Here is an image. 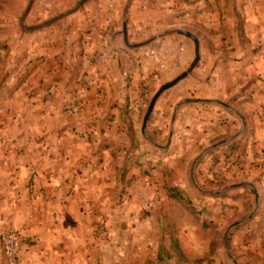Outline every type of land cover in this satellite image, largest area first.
<instances>
[{
    "label": "rangeland",
    "instance_id": "rangeland-1",
    "mask_svg": "<svg viewBox=\"0 0 264 264\" xmlns=\"http://www.w3.org/2000/svg\"><path fill=\"white\" fill-rule=\"evenodd\" d=\"M80 1L0 0V43L6 47L0 48V59H6L3 68V61L0 62V164L11 168L0 169V234L17 230L21 244L24 237L13 226L12 219L13 186L17 180L12 178L18 174L27 186L30 173L29 169L22 172L12 170L19 165L29 166L34 161L44 164L48 159L57 160L59 156L44 155V150L53 149L55 154L60 153V149L73 142L63 133L89 132L92 128L83 124L84 120L105 116L107 97L97 92L94 103L98 101L104 110H91V93L97 84L100 86L102 83L104 91L116 86L115 76L112 75L114 81L111 79V85L105 73L110 72V64L104 61L105 58L108 60L114 53L119 55L114 67L124 85V82L132 84L134 73L141 66L138 53L157 55L156 62L145 61L150 64L149 72L139 80L143 79L142 83L146 81L147 87L138 102L141 107L133 108L129 118L133 121L136 137L140 139L149 100L162 84L185 71L194 57L191 39L175 33L160 38L156 35L170 29L173 31L181 25L197 31L200 25L213 24L210 28L215 34L210 38L214 50L200 41L198 66L174 88L165 91L153 108L144 133L162 146L174 131L171 123L178 103L190 99L212 102L186 103L179 110L178 130L192 128L194 137L205 136L213 132V126L209 117L201 115L202 112L211 111L213 107L225 111L216 101H227L228 94L239 93L240 87L249 81L255 80L256 86L264 87V81L256 80V71L264 74V55H260L259 65L251 63L250 59L243 67L237 65V60L250 55L254 47L264 48V28L247 25V31L258 39L256 44H248L244 34L240 35L243 33L241 11L244 0H200L197 6L202 10L190 13H184L185 3L175 0H84L81 4ZM180 3L183 8L179 7ZM130 6L134 8L130 10L124 28V15L127 11V16ZM204 8L211 10L203 11ZM169 14L174 16L170 18ZM108 15L111 20L107 19ZM175 17L176 23L173 22ZM125 34L128 45H138V49L132 50L134 47L124 44ZM118 49L123 52H118ZM110 50L114 53H108ZM215 63L218 69L212 75ZM118 94L121 93L111 91V95ZM130 121L124 122L122 132L127 131ZM197 126L200 130H196ZM95 128L100 132V126ZM141 139L145 141L142 143L146 149L151 143L143 137ZM207 140L204 142L208 148L213 143ZM150 151V157L155 161L161 159L163 154L159 150L151 148ZM199 155L186 153V160L191 161L180 166V182L200 206L204 202L216 205V225L204 228L192 214L171 203L165 204L160 196L151 206L142 204L140 195L147 186L143 182H140L141 187L129 185L121 188V185H116L111 188L112 201L121 209L126 207L128 214L121 216L115 213L109 217L96 214L91 221L95 236L115 247L111 264H264V221L257 237L244 241L251 224L257 222L259 216L256 211L249 219L254 204L249 212H243L241 198L235 197L236 193L243 192L254 200L252 189L228 190L234 185L228 183L226 187L212 191L216 195L228 194L227 197H202L198 194L202 185L198 173L202 175L207 165L203 162L206 155ZM262 164L255 172L264 171ZM233 178L237 179L236 176ZM238 178L243 181L240 175ZM100 198H103L102 193ZM243 220L246 221L230 229L234 223ZM100 223L104 224V231H101ZM113 228L120 234L111 237ZM2 257L5 264H10L3 254L0 239V259ZM13 264H17V259Z\"/></svg>",
    "mask_w": 264,
    "mask_h": 264
},
{
    "label": "crops",
    "instance_id": "crops-1",
    "mask_svg": "<svg viewBox=\"0 0 264 264\" xmlns=\"http://www.w3.org/2000/svg\"><path fill=\"white\" fill-rule=\"evenodd\" d=\"M83 1H80V4ZM242 2L241 27H243V37L248 44H256L258 39L252 36V32L247 31V25H252L253 28L257 29L264 28L263 19L261 20V18H264V0H244ZM179 5L180 8H183L181 3ZM197 5L198 2L194 5H186L184 13L201 11L202 9ZM133 8L134 6H130L127 16V11L125 12L123 24L126 25L130 17V10H133ZM205 10L209 12L211 9L204 8L203 11ZM169 16L172 18L174 15L169 14ZM176 17H178V14ZM176 17L173 21L175 23L178 21ZM107 19L111 20V17L108 15ZM211 26L213 24L206 27L210 28ZM177 29H184L194 34L190 28L181 25L173 31L170 29L156 35V38L170 36L171 33L188 38L176 33ZM114 34H117V31H114ZM102 35L104 33L101 34V37ZM125 36L123 37L124 44L128 46ZM152 40L150 41L153 42ZM135 49H138V47L132 48V50ZM263 49L260 46L254 47L249 53L250 55H244L243 58L237 60V65L243 67L248 59L251 63L254 62L259 65L260 55H264ZM118 52L122 53L123 51L118 49ZM108 53L114 52L110 50ZM114 54L110 55L108 60L105 58L104 61L110 64V72L105 71L110 78V84L111 79L114 81L112 76L114 75L116 86L111 84V90L109 88L108 93V91L102 89V83H100L101 87L97 84L95 91L91 93V110L100 108L99 102L94 103L93 100L96 92L107 97L106 103L109 106H104L105 116L84 120L83 124L88 125L90 129L92 128V130L89 129V132L63 133L64 137L70 138L73 142L60 149L59 155L55 154L56 151H53V149L44 150V155L59 156L57 160L48 159L44 164L34 161L29 166L23 165L22 167L19 165L12 170L13 172H22L29 169L30 173V181L27 186L24 181L20 180L21 176L18 177V174L12 178L13 180L17 179L16 186H13V226L17 227L24 237L16 258L17 264H111L112 257L116 253L115 247L95 236L91 221L96 214H103L107 217L115 213H119L121 216L122 214H128L126 207L121 209L112 201L111 188L116 185H121V188L129 185L130 187H141L140 182H143L147 186L140 195L142 204L151 206L157 202L160 196L161 201L165 204L171 203L182 208L166 195L163 189L164 178L158 169L153 170L152 176L149 177L138 166L137 159H139V163L152 161L153 165L156 162L150 157L151 148L159 150L163 154L160 160L163 164H168L174 169L177 174V184L184 187L180 182V166H184V164L191 161V159L186 160L187 152L191 156L196 153H200L198 157L206 155L203 162L206 163L207 169L202 170V174L211 177L209 170L212 165V157L210 152L222 146L214 148V145L223 140H229L228 142H230L234 139L243 138L249 144L244 163L241 166L233 164L230 170L225 173V176L229 183L238 185L236 182H240L244 187H250L257 190V192L259 190V203L264 208V176L261 175L264 171L255 172V169L262 163L264 166V87L256 86L254 80L240 87L239 93L230 95L227 91L229 95L227 101H221L229 106L228 108L222 106L225 111L222 112L220 109L213 107L211 111L201 113L205 116L204 118L209 117V122L213 126V132L205 136L196 135L194 137L192 128L187 131L185 129L178 130L180 128L179 116L181 113L179 110H182L181 108L190 102L183 103L177 109L180 104L178 103L172 116L171 124H174V131H171V137L169 134L166 145H159L148 136L149 139H147L140 131L142 137L151 143L147 147L150 149L143 148L142 137L139 139L136 134L135 140L138 146L132 148L131 140H129L126 132H122L124 122L130 121L129 118H131L133 108L141 107L138 102L141 101L147 82L142 83L143 79L139 80V78H145L146 73L149 72L148 66L150 64L148 65L145 61L156 62L154 60L157 55H141V52L138 53L137 56L140 59L141 66L138 65L132 84L124 82V85H122V80L118 77L117 70L114 67L119 60V55ZM217 65L215 63L212 75L218 69ZM256 76V80L264 81V74H260V70L256 71ZM155 77L153 76V78ZM111 91L121 94L111 95ZM138 95L140 97L136 98ZM219 101H216V103L218 104ZM241 116L246 122V127L238 137L234 138V135L243 129ZM131 121L129 124H132L133 121ZM96 126L101 127L100 132L96 130ZM196 130H200V128L197 126ZM86 131H88L87 128ZM199 137H203L202 140H199ZM207 139L213 143L208 148L205 145L206 142H204ZM183 160L184 162H182ZM216 167L222 169L221 164ZM118 168L127 171V180L130 182L127 184L122 183L118 178ZM0 169L3 171L11 170L5 164H0ZM238 175L243 179L242 182L239 180ZM233 176H236L237 179ZM101 193L103 198H100ZM118 234H120L119 231L114 228L111 229V237ZM0 264H5L3 257L0 259Z\"/></svg>",
    "mask_w": 264,
    "mask_h": 264
},
{
    "label": "trees",
    "instance_id": "trees-1",
    "mask_svg": "<svg viewBox=\"0 0 264 264\" xmlns=\"http://www.w3.org/2000/svg\"><path fill=\"white\" fill-rule=\"evenodd\" d=\"M175 1L176 2L181 1V3L183 2L186 5H194L200 0H195V1L175 0ZM190 30L195 33V35L198 37L201 43L203 42V45L205 47L209 48L210 50H214L213 42L210 37L215 34V31L204 25H200V30L197 31L193 29ZM241 34L243 35V33H240V35ZM0 48H6V47L5 46L2 47V44L0 43ZM5 60L6 59L3 60V58L0 59V62L3 61L2 68L4 67ZM127 128L128 129L126 131V134L129 140H131L132 148H135L138 146L135 140V130L132 124H128ZM248 145H249L248 141L244 140L243 138H238L211 151L210 155L212 157L211 158L212 165L209 170L211 177H209L208 175H204V174L201 175V173H198L199 180L200 177L202 179V185L200 186L201 190L198 191V194L201 195L202 197L206 196V197L221 198V199L227 197L228 194L216 195L212 191H218L227 186L229 181L227 180L225 173L230 170V167L233 164H237L241 166L244 163V159L247 154ZM137 164L141 168V170L149 177L152 176L153 170L158 169L164 178L163 189L166 195L168 196V198L178 203L185 211H187L188 213L192 214L195 218H197L204 228L212 227L216 225V222L214 221V214H215L214 208L216 205L214 203L211 205H206L207 203L204 202V205L200 206L199 202L193 199V197L188 193V191L184 187L177 184V174L172 167H170L168 164H163L161 160L156 161L152 165V161H149L147 163L146 162L139 163V159H137ZM218 164H221L222 169L216 167ZM117 173H118V178L122 181L123 184H127L128 182H130L129 180H127L128 178H127L126 170L118 168ZM261 175L264 176V173H262ZM258 195L260 196L259 190H258ZM235 197L237 199L241 198V206L243 212H249L252 209L254 204L253 203L254 200L252 196H247L246 193L244 194L243 192H240V193H236ZM220 205L221 203H219L218 206ZM219 212L221 213V211ZM257 216H259V220L251 224V230L249 234L245 236L244 241H246V239L248 241V239L256 238L257 232L259 231L258 229L261 228L260 224L262 221H264V208L261 207L260 203H259V208L257 210Z\"/></svg>",
    "mask_w": 264,
    "mask_h": 264
},
{
    "label": "water",
    "instance_id": "water-1",
    "mask_svg": "<svg viewBox=\"0 0 264 264\" xmlns=\"http://www.w3.org/2000/svg\"><path fill=\"white\" fill-rule=\"evenodd\" d=\"M124 28H125V24H124ZM125 33V31H124ZM176 33L180 34V35H184L188 38H190L193 43H194V58L191 62V64L189 65V67L183 71L180 75H178L176 78H174L173 80L169 81V82H166L164 84H162L158 90L154 93V95L152 96L149 104H148V107L146 109V112L144 114V117H143V122H142V134L147 138L149 139L146 134L144 133V130L148 124V121L151 117V114H152V111H153V108L156 104V101L158 100V98L165 92L167 91L168 89L172 88L173 86H175L176 84H178L180 81H182L183 79H185L188 75H190L194 69L197 67V65L199 64L200 62V59H201V46H200V41L199 39L197 38L196 35H194L193 33L187 31V30H184V29H177L176 30ZM126 35V34H125ZM128 46H131V45H128ZM138 45H133L131 47H136ZM186 102H190V103H209L210 101L207 100V99H190V100H186V101H183L181 102L178 106H177V109L183 104V103H186ZM218 104L228 108L229 106L227 104H225L224 102H221L219 101ZM241 119H242V122H243V129L241 132L237 133L236 135H234V138L238 137V135H240V133L243 132L244 128L246 127V122L244 120V118L241 116ZM172 136V132L170 133V137ZM229 140H223L221 141L220 143L214 145V148L215 147H218L220 145H223L225 143H227ZM244 187L243 184H239V185H232L228 188V190H231V189H235V188H242ZM227 190V191H228ZM252 193L254 195V209H253V212L249 215V219L253 217L254 213L257 211L258 207H259V195H258V192L255 190V189H252ZM246 220H243V221H239V222H236L234 223L230 229L238 226L239 224H242L244 223ZM230 229L228 230V232H230ZM228 234V233H227Z\"/></svg>",
    "mask_w": 264,
    "mask_h": 264
},
{
    "label": "built area",
    "instance_id": "built-area-1",
    "mask_svg": "<svg viewBox=\"0 0 264 264\" xmlns=\"http://www.w3.org/2000/svg\"><path fill=\"white\" fill-rule=\"evenodd\" d=\"M101 231H104V224L100 223ZM98 227V230H99ZM3 254L10 264L16 261L21 246V235L17 230H9L0 234Z\"/></svg>",
    "mask_w": 264,
    "mask_h": 264
}]
</instances>
